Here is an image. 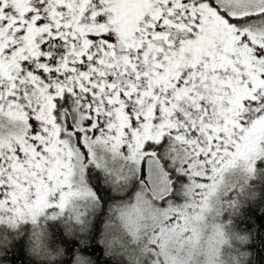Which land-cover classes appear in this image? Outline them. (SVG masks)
<instances>
[{
  "label": "snow or ice",
  "instance_id": "1",
  "mask_svg": "<svg viewBox=\"0 0 264 264\" xmlns=\"http://www.w3.org/2000/svg\"><path fill=\"white\" fill-rule=\"evenodd\" d=\"M0 264H264V0H0Z\"/></svg>",
  "mask_w": 264,
  "mask_h": 264
}]
</instances>
